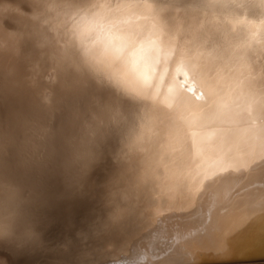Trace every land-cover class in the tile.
<instances>
[{
    "label": "bare ground",
    "instance_id": "1",
    "mask_svg": "<svg viewBox=\"0 0 264 264\" xmlns=\"http://www.w3.org/2000/svg\"><path fill=\"white\" fill-rule=\"evenodd\" d=\"M261 4L0 0V72L11 68L23 79L34 62L51 70L46 56H54L67 78L86 65L126 93L97 86L89 74L80 95L99 96L114 120L101 157L81 189L50 180L39 242L0 245V264H209L264 256V139L235 130L210 141L200 167H243L199 186L194 198H181L171 179L173 151L191 132L187 118L256 123L264 115Z\"/></svg>",
    "mask_w": 264,
    "mask_h": 264
},
{
    "label": "clouds",
    "instance_id": "2",
    "mask_svg": "<svg viewBox=\"0 0 264 264\" xmlns=\"http://www.w3.org/2000/svg\"><path fill=\"white\" fill-rule=\"evenodd\" d=\"M37 43L45 49L49 41L44 37ZM12 51L20 54L18 46ZM46 58L51 70L42 71L41 62H34L23 79L11 68L0 72V245L38 243L50 180L59 177L65 188L81 189L99 161L114 120L99 96L80 95L89 86V74L97 86L126 94L86 65L72 67L76 74L69 79L62 62ZM113 219L119 216L114 213Z\"/></svg>",
    "mask_w": 264,
    "mask_h": 264
},
{
    "label": "snow or ice",
    "instance_id": "3",
    "mask_svg": "<svg viewBox=\"0 0 264 264\" xmlns=\"http://www.w3.org/2000/svg\"><path fill=\"white\" fill-rule=\"evenodd\" d=\"M186 124L191 132L181 142L178 150L173 151V162L176 171L171 177L173 187L178 188L181 198H194L199 192V186L206 182H212L218 176L230 168H242L243 165L235 163L227 167L221 165L217 170H204L200 167L202 157L210 155V141H219L230 132L242 130L252 136H259L264 139V115L256 123L251 119H243L241 117H232L225 120L222 117L212 119H202L196 114L186 119ZM215 156V153H211ZM264 165V160L259 161ZM199 168V170H197ZM178 210V209H169Z\"/></svg>",
    "mask_w": 264,
    "mask_h": 264
},
{
    "label": "water",
    "instance_id": "4",
    "mask_svg": "<svg viewBox=\"0 0 264 264\" xmlns=\"http://www.w3.org/2000/svg\"><path fill=\"white\" fill-rule=\"evenodd\" d=\"M215 263H209V264H254V263H264V256H254V257H247L242 259H227V260H216L211 261ZM151 264V263H149ZM173 264H201V262H176ZM202 264H208V263H202Z\"/></svg>",
    "mask_w": 264,
    "mask_h": 264
}]
</instances>
